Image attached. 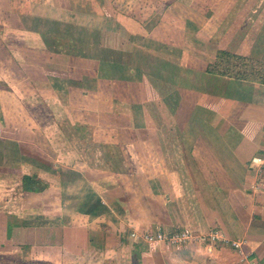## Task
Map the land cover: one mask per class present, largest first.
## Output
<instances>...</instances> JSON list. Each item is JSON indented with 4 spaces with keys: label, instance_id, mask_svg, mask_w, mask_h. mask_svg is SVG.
<instances>
[{
    "label": "crops",
    "instance_id": "crops-1",
    "mask_svg": "<svg viewBox=\"0 0 264 264\" xmlns=\"http://www.w3.org/2000/svg\"><path fill=\"white\" fill-rule=\"evenodd\" d=\"M164 1L155 8L169 9L174 16L182 11L191 20H204L199 30L188 35L192 44L188 52L179 50L178 63H163L161 59L167 56L149 50L152 33L145 31L139 37L140 46L145 48L132 51L123 61L103 63L66 55L67 60L99 66L91 72L96 85L92 91L81 88L83 96L97 97L95 90L103 80H110L108 85L148 91L140 100L124 94V99L108 98L105 103L92 99V109L83 101L76 106L89 112L93 127L108 120L103 115L108 111L110 135L124 139L119 150L124 151L126 168L133 173L121 179L124 190L120 182L114 186L120 191L118 195L112 196L97 184L93 186L94 194L88 197L79 190L68 193V187L81 188L83 179L89 181L90 168L71 167L66 162L51 174L52 158L42 151L46 148L37 145V118L28 109L35 95L47 99V94L53 93V79L46 78L43 84L18 82L17 85H29L27 102L23 98L0 97V255L8 256L10 249L24 247L34 260L44 264H264V83L207 72L218 50L251 58L264 66V0H237L226 6L212 2L208 7L195 0ZM103 3L104 0H0V31L16 25L28 31L35 22L63 25L65 20L54 21L53 15L72 10L93 11L90 13L97 17V10L106 8ZM201 10L212 14L200 18L197 12ZM37 11L40 16L35 14ZM5 46L0 34V56H6ZM102 63L107 68H100ZM104 70L110 74L104 76ZM88 76L80 81H92ZM152 85L168 89L169 94L149 98L154 95L153 88H149ZM7 105L19 109L7 114ZM122 105L130 107L126 113L121 109L131 125L124 130L118 128L116 119ZM134 105L142 107L144 124L136 129L139 121L132 115ZM103 106L109 109L103 110ZM18 118L24 119L22 123L30 122V127L14 124ZM115 150L112 148V152ZM256 157L263 159L261 166L252 161ZM136 169L141 171L134 173ZM64 170L78 173L81 178L68 186ZM25 177L32 180L27 185L41 179L46 187L40 192L27 191ZM108 179L118 180L115 174ZM73 198L77 207L69 211L68 202ZM86 202L93 204L94 210L90 211ZM181 229L195 234L221 231L230 240L241 241V251L219 242L147 244L131 237L132 232ZM11 239L14 246L10 248ZM23 263L18 257L15 263L9 259L4 264Z\"/></svg>",
    "mask_w": 264,
    "mask_h": 264
},
{
    "label": "rangeland",
    "instance_id": "rangeland-1",
    "mask_svg": "<svg viewBox=\"0 0 264 264\" xmlns=\"http://www.w3.org/2000/svg\"><path fill=\"white\" fill-rule=\"evenodd\" d=\"M104 1L105 3L103 4H105L104 6L106 8L97 10L100 13L97 17L92 16L90 12L93 11L72 10L61 12L60 16L57 14L53 15L55 17L53 19L54 21L61 22L59 18L62 21L65 20L66 23H63V25H56L55 23L50 25L49 22L40 25L41 22H35L33 24L34 26L29 27L31 30L28 31H26L27 28L25 26L20 28L17 25L14 28L5 27L4 31H0V34L4 36L6 44L4 49L7 53L6 56H0V97L4 99H13L16 97L19 100L23 98L27 102L30 98L28 97L30 92L28 89L29 85H17L18 82L19 84L22 82L25 84L39 81L37 83L43 84L46 78L53 79V93L47 94V99L43 97L41 99L39 94L35 95L36 100L33 99L32 107L27 109L28 112L30 111L29 113L32 117L35 115L37 118V122L34 124V129L37 131V145L42 149L46 148L42 151L47 153L49 158H52L51 174L54 175L57 170H60V166L65 165L66 162L71 167L90 168L87 178L89 181L83 179L84 184L79 186L81 188L76 186L68 187V193L74 194L79 190V193H83L85 197L90 196V193L94 194L93 186L96 187V184L98 188L104 187L102 189L107 190L112 196L118 195L120 191L114 186L116 184L119 186L120 182L124 190L125 186H123L121 179H123V176L133 173V171L126 168L124 151L119 150L124 139L115 138L113 135H110V130H112L110 128L111 123H107L110 118L107 111L109 107L103 106V110L105 109L107 111L103 115L108 120L100 124L95 122V127H93L92 116L88 115L87 113L89 112L83 111L82 108H76L77 103L83 101L85 105H88L92 109V99H101V102H104L105 99H112L114 97L124 99L122 95L127 94V98L140 100V98L146 96L148 91L141 87L134 89V86H129L128 89H125L116 85H108L110 80H103V82H99L100 88L97 90L94 89L99 93L97 97L93 95L83 96V93L80 91L81 88H88L92 91L93 85H96L94 83L96 80L91 72H93L94 67L99 69V66L74 59L67 60V57L84 56L91 61H101L103 63L110 60L123 61L131 56L132 51L138 52L140 48H145L144 46H140L139 41V37L145 31L146 33H152L149 36L148 49L163 53L168 58L161 59V61L163 63H172L171 65H173L174 63H178L181 58V55L178 54L179 50L182 52L189 51V45L192 42L190 43L188 41V35L196 28L199 30L198 25L204 21L195 19L197 21L196 23L194 19L191 20L185 17L187 14L180 13L182 11H177L174 16L171 10H163L164 7L162 9H156L159 3L165 2L164 0ZM236 1L195 0V2H202L203 5L207 4V7L212 2L215 5L222 2L226 6L227 2H235L236 4ZM24 12L27 13V11ZM197 13L200 14V18H206L212 14L209 10L207 12L206 10H201V13ZM35 14L37 16L41 15L40 11L35 12ZM2 15L4 14L2 13ZM45 15L50 17L48 13H45ZM5 16L7 17L9 15L6 14ZM10 22H14V20L10 19ZM45 33H47L46 35H51L49 36L51 38L45 37ZM157 40H162L164 42L163 45L162 43L157 44ZM19 48L20 52H18ZM0 54L2 53L0 52ZM66 55L68 56L66 57ZM153 60L155 59L153 58ZM105 66V64L100 65V68ZM69 69L71 70L69 71ZM69 72L70 75L68 74ZM104 72V76L110 74L108 70H104ZM85 75H92L88 77L93 80L80 81V79L83 80ZM71 86H75L71 88V91L66 89ZM78 86L79 89H77ZM149 88H153L152 91L155 95L149 97L152 99H156L157 96L160 98V96L169 94L168 89L157 85L149 86ZM157 93L159 94L157 95ZM36 102L37 104L35 105ZM128 108L130 107L122 105L120 107V113L116 115L120 130L129 129V126H131L129 125V117H126L125 114V109L127 110ZM131 108L133 109L132 115L140 123H137L134 129L141 125L144 126L141 121L143 114L142 107L134 105ZM4 109L8 114L9 110L14 111V109L19 108L13 105H7ZM84 109H87V107L84 106ZM121 109L125 113L121 112ZM77 111H79V114H77ZM85 117H88V119ZM21 120L23 121L24 119L18 118L14 124L24 126L28 129L30 122L27 123L25 120L22 123ZM12 123L13 121L9 124L12 125ZM125 123H127V127H124ZM134 123L136 122L134 121ZM150 126H155V123H150ZM8 131L12 133L10 128H8ZM111 147L116 149L117 152H112ZM48 149L53 153L51 154ZM140 171L136 169L134 173H139ZM63 173L64 183H68V186L76 183L81 178L78 173L71 172L69 174L68 172L65 173V170ZM112 174H115L118 180H109L108 178ZM35 186L40 190H44L46 183L44 180L37 179L35 180ZM68 203L67 210L73 211L76 209L77 202L75 198ZM89 206L90 211L91 209L94 210L95 207L93 204L89 205L86 202V207ZM96 206L98 207V205ZM102 207L104 206L102 205ZM11 242L10 248L14 246L12 239ZM10 250L12 253H9L8 256L6 254L0 255V264H4L5 260L9 259L15 263L18 257L26 264H44L42 261L34 260L30 256V250L24 247L18 250L14 248ZM31 255H35V253H31ZM30 259L33 260L30 261ZM52 264L57 263L52 261ZM68 264L78 263L74 261Z\"/></svg>",
    "mask_w": 264,
    "mask_h": 264
},
{
    "label": "trees",
    "instance_id": "trees-1",
    "mask_svg": "<svg viewBox=\"0 0 264 264\" xmlns=\"http://www.w3.org/2000/svg\"><path fill=\"white\" fill-rule=\"evenodd\" d=\"M214 58V61L208 64L207 72L241 80L264 83V66L253 61L251 58L232 54L225 50H218ZM24 180L25 190L33 192H40L43 190L38 189L34 182L27 185V182L32 181L29 177H25Z\"/></svg>",
    "mask_w": 264,
    "mask_h": 264
},
{
    "label": "built area",
    "instance_id": "built-area-1",
    "mask_svg": "<svg viewBox=\"0 0 264 264\" xmlns=\"http://www.w3.org/2000/svg\"><path fill=\"white\" fill-rule=\"evenodd\" d=\"M252 161L259 166L263 164L261 157L253 158ZM131 237L134 239H141L147 244H166V245H180L189 241L199 240L201 242L224 243L230 245L232 248L241 251L242 242L230 240L221 231H210L206 234H195L188 230H177L173 232L164 231H145L143 233L132 232Z\"/></svg>",
    "mask_w": 264,
    "mask_h": 264
}]
</instances>
